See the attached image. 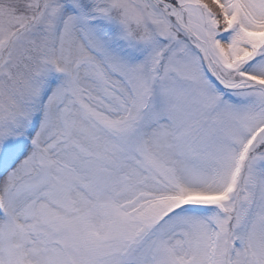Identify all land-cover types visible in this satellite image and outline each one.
<instances>
[{"label":"snow or ice","instance_id":"obj_1","mask_svg":"<svg viewBox=\"0 0 264 264\" xmlns=\"http://www.w3.org/2000/svg\"><path fill=\"white\" fill-rule=\"evenodd\" d=\"M0 264H264V0H0Z\"/></svg>","mask_w":264,"mask_h":264}]
</instances>
